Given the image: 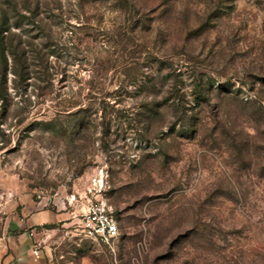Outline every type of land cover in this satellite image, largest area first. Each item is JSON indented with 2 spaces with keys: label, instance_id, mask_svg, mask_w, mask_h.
<instances>
[{
  "label": "rangeland",
  "instance_id": "obj_1",
  "mask_svg": "<svg viewBox=\"0 0 264 264\" xmlns=\"http://www.w3.org/2000/svg\"><path fill=\"white\" fill-rule=\"evenodd\" d=\"M3 13L27 76L9 70L0 98V202L18 190L66 213L51 264H264V0ZM95 200L118 219L115 251L81 233Z\"/></svg>",
  "mask_w": 264,
  "mask_h": 264
},
{
  "label": "crops",
  "instance_id": "obj_2",
  "mask_svg": "<svg viewBox=\"0 0 264 264\" xmlns=\"http://www.w3.org/2000/svg\"><path fill=\"white\" fill-rule=\"evenodd\" d=\"M14 193V199L0 202V215H5L0 225V264H51L45 237L52 232L47 225L63 223L69 217L46 199H34L30 192L14 190L12 196Z\"/></svg>",
  "mask_w": 264,
  "mask_h": 264
},
{
  "label": "trees",
  "instance_id": "obj_3",
  "mask_svg": "<svg viewBox=\"0 0 264 264\" xmlns=\"http://www.w3.org/2000/svg\"><path fill=\"white\" fill-rule=\"evenodd\" d=\"M11 27L7 23V17L5 16V13H3L2 17L0 18V87L2 89V92H0V98L2 100L5 99L4 92L6 93V90L4 89V85L7 81V74L8 71L11 70L13 74L21 78H25L27 75V62L25 55L20 52V44L18 42H14V40L9 37L7 34L10 31ZM9 57L12 58V64L10 65ZM11 68V69H10ZM94 87L91 88V92L94 91ZM98 93H101V91H98ZM197 96L195 97L196 102L198 104H201V101H209V96L205 92V90H200L198 93H196ZM92 100L97 99L96 96L90 97ZM153 106H155L156 103H149ZM100 106H103V109L110 108V104L105 101L99 102ZM149 105V106H151ZM106 119V117L104 118ZM81 122V126L88 125L91 123V120H87L84 118L83 120H79ZM83 128V127H81ZM54 225H47V227H53Z\"/></svg>",
  "mask_w": 264,
  "mask_h": 264
},
{
  "label": "built area",
  "instance_id": "obj_4",
  "mask_svg": "<svg viewBox=\"0 0 264 264\" xmlns=\"http://www.w3.org/2000/svg\"><path fill=\"white\" fill-rule=\"evenodd\" d=\"M80 230L85 238L115 251V245L120 237V227L117 217L106 202L101 200L90 202L82 214ZM37 252L38 250H35V253Z\"/></svg>",
  "mask_w": 264,
  "mask_h": 264
}]
</instances>
